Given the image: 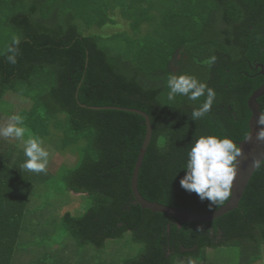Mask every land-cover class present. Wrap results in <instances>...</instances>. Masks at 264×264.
Here are the masks:
<instances>
[{"label": "trees", "instance_id": "16d2710c", "mask_svg": "<svg viewBox=\"0 0 264 264\" xmlns=\"http://www.w3.org/2000/svg\"><path fill=\"white\" fill-rule=\"evenodd\" d=\"M119 15L131 33L86 34L116 25ZM14 37L20 43L12 64L6 57ZM262 72L264 0H0V102L8 94L29 102L15 114L24 117L27 138L77 155L74 167L59 172L65 190L87 196L90 207L79 217L66 212L64 232L78 247L97 250L129 234L141 248L121 264H208L207 251L222 248L238 250L239 264L262 260L264 161L239 207L213 222L143 209L132 178L147 126L129 111L145 112L153 129L138 178L141 195L208 214L231 196L210 210L207 200L183 189L187 153L200 136L227 137L237 147L247 138L248 103L264 85ZM182 74L216 93L201 119L192 120L191 112L206 96L168 99L169 76ZM258 102L264 114V96ZM26 159L19 141L0 139V264H16L15 256L26 254L30 202L37 183L52 177L22 169ZM59 255L49 252L30 264H74Z\"/></svg>", "mask_w": 264, "mask_h": 264}, {"label": "rangeland", "instance_id": "374dc122", "mask_svg": "<svg viewBox=\"0 0 264 264\" xmlns=\"http://www.w3.org/2000/svg\"><path fill=\"white\" fill-rule=\"evenodd\" d=\"M115 20L117 24L114 26L110 25L103 29L94 28L86 34L109 38L119 33H131L127 20L122 19L120 15L116 16ZM28 104L29 102L20 97L8 94L5 100L0 102L1 126L10 122L8 116L15 115ZM27 136L25 135V140L28 139ZM0 139L6 144L19 141L20 146L24 148L22 141L14 137H0ZM41 146L49 152L46 170L52 174V177L48 182L36 185L26 220L28 232L22 239V249L26 251V254L18 253L14 259L15 263H34L41 256L57 250L60 251L59 256L66 259V262L74 264H96L101 260L112 264H121L124 258L135 256L141 246L133 243L129 234L123 240L108 241L103 250H97L93 246L80 248L75 239L65 234L62 226L65 213L70 212L75 217L82 216L90 207V200L85 195L66 191L61 177L62 171L59 172L61 166L74 167L77 164V155L60 154L54 145L49 143L44 142ZM262 253V260L256 264H264V247ZM207 261L208 264H239L240 257L238 250L222 248L208 250Z\"/></svg>", "mask_w": 264, "mask_h": 264}, {"label": "clouds", "instance_id": "9594fccd", "mask_svg": "<svg viewBox=\"0 0 264 264\" xmlns=\"http://www.w3.org/2000/svg\"><path fill=\"white\" fill-rule=\"evenodd\" d=\"M19 43V38L14 37L12 45L8 47L7 51L10 54L6 58L9 63H16L18 48L15 46ZM167 86L170 89L169 100H173L177 95L187 96L191 101L206 96L200 107L191 112L192 120L201 119L211 111L216 93L196 77L186 74L171 75L167 80ZM9 119L7 125L0 126V137H14L22 141L27 159L21 168L34 173L46 172L49 152L41 146L43 141L31 135L24 139L27 132L23 126L24 117L12 115ZM257 123L264 126V114L259 117ZM260 129L257 139L264 141V127ZM240 155V148L227 137L200 136L187 153V162L184 166L186 174L180 180L181 187L188 192L196 193L201 201L207 200L210 210L223 205L232 195V186L237 175L236 162ZM253 164L259 167L261 160H254Z\"/></svg>", "mask_w": 264, "mask_h": 264}, {"label": "water", "instance_id": "95a60500", "mask_svg": "<svg viewBox=\"0 0 264 264\" xmlns=\"http://www.w3.org/2000/svg\"><path fill=\"white\" fill-rule=\"evenodd\" d=\"M264 74V72H262ZM264 96V85L259 88L249 100V108L251 110L252 116L250 119L249 127L250 132L247 138L238 143V148L241 150V155L237 158L236 162V171L237 175L234 179L232 186V195L229 201L219 208L218 210L208 213V214H194L188 211L168 207L157 202H150L146 200L140 193L138 188V178L140 169L145 159V155L147 149L152 140L153 129L151 126L149 116L139 110H129L135 113L142 115L146 120L147 133L145 136V140L143 146L140 150V155L136 163V167L134 170L133 178H132V190L135 197L136 202L143 208L149 209L155 213H162L171 217H174L182 222L189 223H209L213 222L217 218L224 216L225 214L233 211L234 209L239 207L240 201L243 198L245 190L250 183L253 175L260 167H255L253 164L254 160H261V164L264 161V141L257 139V133L261 130L262 125L257 123L259 117L263 114L261 111V106L258 102V99ZM94 109H117L121 108H94ZM128 110V109H125ZM260 164V165H261Z\"/></svg>", "mask_w": 264, "mask_h": 264}]
</instances>
